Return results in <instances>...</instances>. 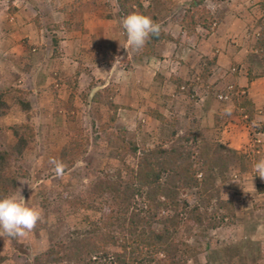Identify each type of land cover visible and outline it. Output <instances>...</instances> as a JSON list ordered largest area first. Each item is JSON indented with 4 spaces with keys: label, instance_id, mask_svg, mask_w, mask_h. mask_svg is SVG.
Segmentation results:
<instances>
[{
    "label": "rangeland",
    "instance_id": "374dc122",
    "mask_svg": "<svg viewBox=\"0 0 264 264\" xmlns=\"http://www.w3.org/2000/svg\"><path fill=\"white\" fill-rule=\"evenodd\" d=\"M13 1L19 6H23L25 1L26 10H30L29 12L33 15V17L25 19V21L33 23L37 29L41 26L44 31L43 34L49 37L51 34L58 33L59 31H64V33L69 31L63 25L65 24L63 23L65 22L64 19L56 22L60 14L54 10L68 14L74 10L88 11L101 9L108 3V0H0V20L3 16H5V19H8V16L14 13L15 7L12 5ZM116 1L112 0L113 7L116 5ZM159 1L162 6L160 7L166 10L162 22L159 24L163 25L167 23L166 25L172 29V33L176 30V38H179L183 44L185 43L188 46L194 43L193 40L189 41L185 39L184 36L187 35L180 37L179 30L181 29V33H183V29H179L180 26H178L184 10L190 8L191 0ZM199 1V7L204 8L210 13L212 21L210 22L211 29L209 31H206L199 25L196 26L198 28V32L196 33L198 40L204 39L205 35L211 30H215L218 25L220 26L229 20V23L226 25H231L238 33L237 35L244 31L245 44L243 45L242 43L244 56L239 54L240 58L235 57L229 61L230 67L228 69L219 70L218 68L223 69V66L215 64V57L213 58L212 55L199 56L198 53L195 57H191L193 55V53L191 54V48L183 45V53H190V64L192 62V66L188 69V72L191 74L189 79L193 83L195 82L201 84L203 87H207L208 82L206 81L211 76L209 80H212V87L214 84L217 86L213 91L219 92L217 98L232 102V104L234 103L236 108L235 102L237 100L233 102V99L235 100L234 97L244 95L249 100L246 92L247 86L248 88L251 87L249 91L252 92L253 90V93L261 89V83L258 84V82L250 86V81L254 76L248 73L255 64L253 61L254 57H250V54H255L260 59L259 65L264 62V57H261L254 47L258 31L257 20L262 14L264 0ZM99 4L101 5L97 7ZM20 18V21L23 23L22 15ZM5 19L4 22L7 23L8 21ZM55 24H58V27ZM238 46L241 47L240 45ZM36 47L38 46L35 45L34 47L32 45L29 47L30 52ZM129 62H131L129 57L124 59L117 58V61L113 65L114 69L112 66V69L107 68L104 72L99 73V75L86 76L84 74V77L80 79L74 90V97L71 102L72 108L67 110L66 108H57L55 104H66L70 89H66V91L68 90L67 92L59 90L60 84L54 85L55 81L52 83L56 89V98L51 93L49 85H42L35 95L27 91L26 99L30 104L28 118H25L24 113L18 108L17 104L12 102V97L17 93L14 91L8 92V88L5 89L7 93H5L4 99L8 103L9 108L6 114L0 116V146L5 149L12 146L14 137L9 128L15 124L21 125L26 123L32 132V135L26 140L22 153L16 157V161L22 171L16 180L15 187L8 193L7 197H15L18 200L26 202L29 207L41 210L42 218L35 230L26 237H0V264H29L33 255L45 251L56 242L61 243L67 240V238L72 237L74 230L86 227L87 223L83 219V215L93 220L98 219L103 214L104 209L112 205L109 198L97 197L89 193L90 184L95 179L98 171L111 173L114 168L121 166V162L116 159L115 144L106 141L101 133L96 131L98 123L105 118L103 109H100L99 104L87 103L92 90L99 88L97 86H100V83L106 82V85L110 84L112 90L115 92L114 99L119 100L120 92L123 91L120 84L124 87L125 80L131 85L133 84V77L130 76L126 79V77L119 75L120 69H123L121 66L125 67L126 63ZM257 66L256 64L254 67L257 69ZM230 73H235L233 74V79H236L235 84H238V79L242 75L241 77L245 80L246 86L240 85V87H237L231 84L230 79L227 81V77H231ZM94 76H97V78ZM219 76L223 79L219 78ZM89 78L91 79L89 80ZM188 82L184 83L182 80H179V90L186 88V86L189 88ZM262 85L264 87V80H262ZM23 90L27 89L24 88ZM81 93H86L87 96L80 98ZM146 94L151 95V92L146 91ZM150 97L152 98V95ZM144 109L147 111L152 110L148 106L144 107ZM238 109L239 111L237 112H240L239 114L247 118H245L244 124H240L237 132L238 135L235 134L236 139L239 137L238 144L235 143L236 148L234 149L225 143L224 140L226 139L223 137V130L222 132L215 130L217 135H211L210 139L221 142L235 151L234 156L228 163V168L221 184V189L223 190L221 194L223 196L229 195V198H231L234 218L231 222H225L215 228L208 229L206 236L202 239H197V236L194 235L196 234V229L192 226H186L182 232L180 231L181 236L186 239L188 244L197 247V252L190 256L185 264H235L236 259L232 258L233 255L231 254V250L234 249L232 246L227 247L230 254L226 257L221 255V248H216L215 251L211 252L209 250H214L218 233L220 240L226 239L228 236L231 239L235 238V233H238L239 230L238 225L236 224L235 226L234 223L235 211L240 219V216L245 214V208H249L251 198H253V194H256L255 191L259 192L263 190L262 186L256 183L257 178L254 176L253 180H251V176L253 175V165L259 160L261 155V142L258 141L257 133H261L262 131L257 129L264 124V116L262 113L258 116L255 115L253 105L250 115L245 112L246 110L243 111L242 108ZM260 110V112H264V108ZM144 114L134 113L130 115L118 112L117 123L114 125V128L123 129L127 139H131L141 146L149 147L159 141L164 142L167 139L165 127L156 123L155 119H149L148 116L150 114L148 112L146 116ZM164 114L167 118H170L173 114L177 120V130L180 133L184 130H190L198 140L207 139L206 136H210L201 135L198 130L191 126L190 122L183 121L182 119L185 117H182V113L169 110L165 111ZM226 132L224 131V136H226ZM63 146L66 147L69 154L66 157H62L60 154V149ZM51 158L64 163L65 169L62 177L56 176L54 166L49 163ZM127 161L131 162L130 159H127ZM240 164H244V170L240 169ZM21 181L25 183H21ZM258 185L261 187L260 189H258ZM184 197L189 203H194L197 197L196 191L194 189L185 191ZM186 231H189L191 234L193 233L194 237L193 235L188 236L185 233ZM260 232L264 234L263 229ZM109 250H113V248L110 247ZM256 251V255L254 256L246 255L247 257H245V260L241 264H264V242L257 246Z\"/></svg>",
    "mask_w": 264,
    "mask_h": 264
},
{
    "label": "trees",
    "instance_id": "16d2710c",
    "mask_svg": "<svg viewBox=\"0 0 264 264\" xmlns=\"http://www.w3.org/2000/svg\"><path fill=\"white\" fill-rule=\"evenodd\" d=\"M117 1L122 4L123 13H142L159 23L149 5L142 6L136 0ZM199 3V0H191L190 8L184 10L179 20L185 35L194 32L197 25L206 31L211 29L212 16L200 8ZM257 23L254 47L264 57V7ZM50 38L55 45L58 40L56 34H51ZM161 39L173 40L161 29L160 36L153 37L140 50L141 54H152L155 41ZM75 76L55 81L70 88L66 104L56 103L57 108H72ZM49 87L56 98L53 83ZM7 91L17 93L12 102L28 118L30 104L26 99L27 90L8 88ZM5 93L6 90L0 91V116L6 114L9 108L4 99ZM114 95L111 85H105L92 90L87 103L99 104L103 109L105 118L98 123L96 131L106 141L115 144L116 159L121 162V166L111 173L98 171L90 184L89 193L109 198L112 205L106 207L98 219L83 215L86 227L74 230L72 237L33 255L29 264H185L197 252V247L188 244L180 231L192 226L196 229L194 235L197 239H202L208 229L233 220V204L229 195L226 198L221 194V184L235 151L218 141L198 140L190 130L180 133L173 114L167 118L156 110L147 112L165 125L167 139L149 147L138 145L126 138L123 129L114 128L119 108L113 102ZM80 96L83 98L87 94L81 93ZM234 98L236 106L250 115L251 102L244 95ZM9 129L14 137L12 146L8 149L0 146V198L6 197L15 187L22 171L16 157L22 153L27 138L32 135L26 123L15 124ZM257 130L264 132V124ZM60 154L62 157L69 155L65 146L60 149ZM243 165L240 164L241 170L245 169ZM190 189L196 191L194 203H189L184 197V192ZM185 233L193 235L189 231ZM110 247L113 250H109Z\"/></svg>",
    "mask_w": 264,
    "mask_h": 264
},
{
    "label": "crops",
    "instance_id": "0c3cea01",
    "mask_svg": "<svg viewBox=\"0 0 264 264\" xmlns=\"http://www.w3.org/2000/svg\"><path fill=\"white\" fill-rule=\"evenodd\" d=\"M136 1L142 6L149 5L154 10L159 23L162 22L166 10L161 8L159 0ZM24 4L19 6L13 1L14 13L9 15L8 19L3 16L8 22L5 23L3 18L0 20V91H5L7 88H25L35 95L42 85L48 86L53 81L69 76L73 78L75 75L77 86L84 74L86 76L99 75L107 68L112 69L117 58L129 57L131 62L126 63L125 67L121 66L123 69H120L119 75L126 79L130 76L133 77V84L131 85L127 80L124 82V87L120 84L123 91L120 92L119 100L113 98V102L119 105L117 114L118 112L130 115L145 113L146 116L147 110L144 109L146 106L161 114L173 110L182 113V117H185L182 120L190 122L191 126L201 135H210L206 136L209 140L211 135H217L215 130L221 132L223 130L225 143L236 148L235 143L238 144L239 137L236 139L235 134L238 135L240 124H244L247 117L237 112L239 107L235 108L234 103L217 98L219 92L213 91L217 86L214 84L212 87V80H209L211 76L206 81L208 82L207 87H203L201 84L190 81L191 74L188 72L192 66V62L190 64L191 57H195L197 53L199 56L212 55L213 58L215 57V64L223 66V69L219 67V70L228 69L229 61L235 57L240 58L239 54L244 56V49H242V43L245 44L244 31L237 35L238 33L231 25H226L229 20H225L226 23L218 25L215 30H211L204 39L200 40L196 34L198 28L195 27L194 32L184 36L185 39L194 41L188 46L180 42L179 38H176L177 31L172 33V29L165 23L161 25V29L173 40H157L153 45V53L142 55L140 50L128 48L126 35L121 27L122 19L128 14L123 13L122 4L118 1L114 7L112 0H108L107 5L101 9L74 10L68 14L54 10L60 14L56 22L64 19L65 24H62L66 29H69L66 33L64 31L55 33L58 38L55 45L51 43L49 36L43 34L41 26L37 29L33 23L25 21L33 15L29 12L30 10H26L25 1ZM21 15L23 23L20 21ZM27 15L29 16L27 17ZM4 24L6 25L3 26ZM179 34L180 37H183L185 31L183 30L181 33L180 29ZM32 45L38 47L32 49L31 53L29 47ZM183 45L191 48V54L193 53L191 57L190 53H183ZM86 50L87 52H85ZM251 56L254 57V66L257 64L258 70L253 66L255 69L252 68L249 71L248 74L254 76L250 81V86L258 82V84L261 83V89L253 93V90L249 91L251 87L247 86L246 92L253 109H255V115L258 116L262 113L264 116V112H260V109L264 108V87L262 85L264 62L259 65L260 59L255 54H250ZM233 74L235 73H230L231 77H227V81L230 79L231 84L237 87L246 86L242 75L238 79V84H235L236 79H233ZM94 77L97 78V76ZM219 78L222 77L219 76ZM179 80L184 83L189 81V88L186 86L179 90ZM106 83H100V86L97 87L101 88ZM59 84V90L67 92L70 89L65 83H55L54 85ZM66 89L68 90L66 91ZM146 91L151 92L152 98L151 95H145ZM226 108H231L230 115L225 114ZM141 120L143 121V119ZM155 121L165 127L156 119ZM224 131H227L226 136H224ZM257 134L258 141L261 142L260 160L264 159V132ZM255 178H257L256 183L261 185L263 190L255 191L256 194H253L249 208H245V214L240 216V219L235 211L234 223L239 228L238 233H235L236 236L234 235L235 238L231 239L228 236V238L220 240L218 233L214 250H209L211 252L216 248H221V255L226 257L230 254L227 247L232 246L234 249L231 250L233 255L231 256L236 259L235 264H241L247 256L256 255L257 246L264 242V234L260 232L262 229L264 231V180L258 176ZM259 185L258 189L261 188ZM218 242L220 243L218 244Z\"/></svg>",
    "mask_w": 264,
    "mask_h": 264
},
{
    "label": "clouds",
    "instance_id": "9594fccd",
    "mask_svg": "<svg viewBox=\"0 0 264 264\" xmlns=\"http://www.w3.org/2000/svg\"><path fill=\"white\" fill-rule=\"evenodd\" d=\"M121 27L126 35L128 48L137 51L142 50L153 37H159L161 34V25L142 13L126 15L121 21ZM224 111L225 114H231V108H226ZM49 163L54 166L56 176L62 177L65 169L64 163L55 158H51ZM254 176L264 180V159L258 160L253 165L251 180ZM21 183L25 182L21 181ZM41 218V210L27 206L24 201L15 197L0 198V237H26L35 230Z\"/></svg>",
    "mask_w": 264,
    "mask_h": 264
}]
</instances>
